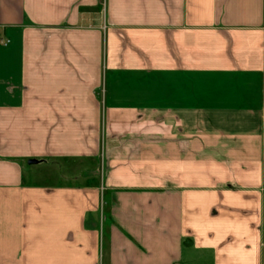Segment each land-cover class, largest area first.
<instances>
[{
	"label": "crops",
	"instance_id": "crops-1",
	"mask_svg": "<svg viewBox=\"0 0 264 264\" xmlns=\"http://www.w3.org/2000/svg\"><path fill=\"white\" fill-rule=\"evenodd\" d=\"M0 264H264V0H0Z\"/></svg>",
	"mask_w": 264,
	"mask_h": 264
},
{
	"label": "rangeland",
	"instance_id": "rangeland-1",
	"mask_svg": "<svg viewBox=\"0 0 264 264\" xmlns=\"http://www.w3.org/2000/svg\"><path fill=\"white\" fill-rule=\"evenodd\" d=\"M35 178L34 177H28V181L30 180H34ZM56 180H59V179H56ZM64 181V180H63Z\"/></svg>",
	"mask_w": 264,
	"mask_h": 264
},
{
	"label": "water",
	"instance_id": "water-1",
	"mask_svg": "<svg viewBox=\"0 0 264 264\" xmlns=\"http://www.w3.org/2000/svg\"><path fill=\"white\" fill-rule=\"evenodd\" d=\"M29 163H36V161L35 160H30Z\"/></svg>",
	"mask_w": 264,
	"mask_h": 264
}]
</instances>
